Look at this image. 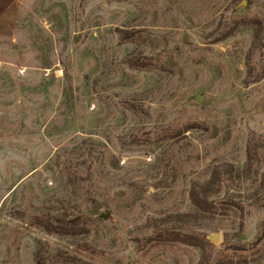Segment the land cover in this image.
<instances>
[{
    "label": "rangeland",
    "instance_id": "374dc122",
    "mask_svg": "<svg viewBox=\"0 0 264 264\" xmlns=\"http://www.w3.org/2000/svg\"><path fill=\"white\" fill-rule=\"evenodd\" d=\"M164 227L264 264V0H0V264H198Z\"/></svg>",
    "mask_w": 264,
    "mask_h": 264
},
{
    "label": "trees",
    "instance_id": "16d2710c",
    "mask_svg": "<svg viewBox=\"0 0 264 264\" xmlns=\"http://www.w3.org/2000/svg\"><path fill=\"white\" fill-rule=\"evenodd\" d=\"M118 32L120 33V39L121 40H127V39H131L136 35V30L134 29H121L118 28L117 29ZM127 64L129 67L134 68V69H138L141 67L146 66L148 63L141 60L140 56L137 54H132L130 56L127 57ZM185 130H181L179 132H177L178 134H180L181 132L183 133ZM178 134H173V137L178 135ZM217 170L215 169L214 171V176L213 179H211L207 184H205V186L201 187V190L203 195H201L200 190H197V188L194 186L191 190V200L192 202L199 208L200 212L197 213V215H201L204 212H209V213H217V206L215 205V203L211 200L208 199L207 195H206V191L211 187V185L214 183L215 181V174ZM175 216L177 217H188V214H176ZM170 218V216H169ZM47 227L48 231L52 232H58L61 229H63L65 226L61 221H50V220H44L42 221ZM74 225V221L70 222V227ZM160 234V238L163 240H178L181 241L183 243L186 244H191V245H195L200 249V259L198 264H211L208 263L209 261V257H210V253L207 250L206 247V243L205 240L200 237L198 234H193V233H183L181 231H178L176 229H173L171 227H164L162 229H160L159 231ZM38 261V264H45L41 258H36ZM71 260V264L73 261V258H68ZM233 264V260L230 258H223V259H218L216 261L215 264Z\"/></svg>",
    "mask_w": 264,
    "mask_h": 264
},
{
    "label": "water",
    "instance_id": "95a60500",
    "mask_svg": "<svg viewBox=\"0 0 264 264\" xmlns=\"http://www.w3.org/2000/svg\"><path fill=\"white\" fill-rule=\"evenodd\" d=\"M196 100H198L199 102H202L203 101V97H196ZM106 215H107V212L105 213L104 216L106 217ZM204 236L207 239L212 240V241H214L216 239V236L214 234H204Z\"/></svg>",
    "mask_w": 264,
    "mask_h": 264
}]
</instances>
